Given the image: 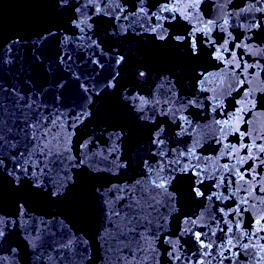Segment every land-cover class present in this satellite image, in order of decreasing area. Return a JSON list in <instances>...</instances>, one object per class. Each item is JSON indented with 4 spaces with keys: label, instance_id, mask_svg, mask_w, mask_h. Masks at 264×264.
<instances>
[{
    "label": "water",
    "instance_id": "water-1",
    "mask_svg": "<svg viewBox=\"0 0 264 264\" xmlns=\"http://www.w3.org/2000/svg\"><path fill=\"white\" fill-rule=\"evenodd\" d=\"M0 140V264H264V0H0Z\"/></svg>",
    "mask_w": 264,
    "mask_h": 264
},
{
    "label": "snow or ice",
    "instance_id": "snow-or-ice-1",
    "mask_svg": "<svg viewBox=\"0 0 264 264\" xmlns=\"http://www.w3.org/2000/svg\"><path fill=\"white\" fill-rule=\"evenodd\" d=\"M33 139H34V137H33ZM3 143H4V141L3 140H0V144H3ZM2 159H3V157H0V167H2ZM240 179L241 180L243 179V175H241ZM160 186L162 187L163 185L161 184ZM197 238H199L198 237V234H197ZM201 243L203 244V241H201ZM229 243H231V241H229ZM208 247H211V244H209Z\"/></svg>",
    "mask_w": 264,
    "mask_h": 264
}]
</instances>
